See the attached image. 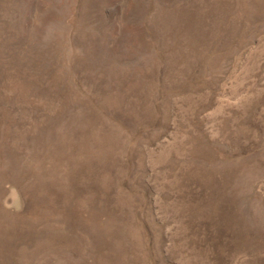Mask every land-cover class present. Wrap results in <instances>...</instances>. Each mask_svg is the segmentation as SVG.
<instances>
[{
	"label": "rangeland",
	"instance_id": "1",
	"mask_svg": "<svg viewBox=\"0 0 264 264\" xmlns=\"http://www.w3.org/2000/svg\"><path fill=\"white\" fill-rule=\"evenodd\" d=\"M0 264H264V0H0Z\"/></svg>",
	"mask_w": 264,
	"mask_h": 264
}]
</instances>
